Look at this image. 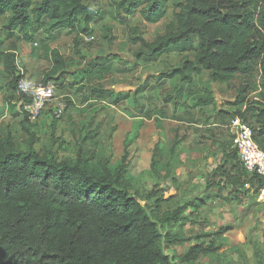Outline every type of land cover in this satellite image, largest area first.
Returning a JSON list of instances; mask_svg holds the SVG:
<instances>
[{"label": "rangeland", "instance_id": "374dc122", "mask_svg": "<svg viewBox=\"0 0 264 264\" xmlns=\"http://www.w3.org/2000/svg\"><path fill=\"white\" fill-rule=\"evenodd\" d=\"M119 1L85 0L94 17L86 35L68 29L49 34L34 27L27 40L18 31L0 30V51L16 54L19 73L32 85L49 75L52 51L64 58V73L47 81L56 87V101L32 124L36 149L53 145L59 159H73L80 148L109 158L111 166L126 154L124 179L130 194L157 224L161 226L163 214L176 210L186 218L160 228L164 236L187 239L163 246L175 264H182L194 245L208 251L190 264H258L259 258L264 263V202L251 189L229 127L241 115L263 149L264 131L256 118L264 65L230 84L209 82L199 68L190 82L170 78L185 60H193L197 40L158 58L137 40L150 43L174 32L175 6L182 0H169L165 18L156 25L145 23L138 12L118 14ZM10 82L0 61V141L10 135L21 149L27 139L24 111ZM57 104L66 109L55 120ZM225 160L226 175L221 176L217 170ZM221 228L227 230L214 235Z\"/></svg>", "mask_w": 264, "mask_h": 264}, {"label": "trees", "instance_id": "16d2710c", "mask_svg": "<svg viewBox=\"0 0 264 264\" xmlns=\"http://www.w3.org/2000/svg\"><path fill=\"white\" fill-rule=\"evenodd\" d=\"M168 1L120 0L116 11L125 16L138 12L145 23L156 25L165 18ZM175 9L174 32L150 43L137 40L155 58L197 40L193 60H185L170 78L190 82L199 68L208 73L209 82L230 84L237 76L249 75L257 64L264 65V0H182ZM93 21L85 0H0V30L18 31L27 40L34 27L49 34L68 29L86 35ZM50 55L52 69L43 83L64 73V58L57 51ZM0 61L10 87L17 91L23 76L16 54L0 51ZM261 89L256 121L264 131V68ZM32 124L24 114L23 148L10 135L0 141V264H175L163 246L181 245L187 239L164 236L160 228L186 218L176 210L163 214L161 226L157 224L130 194L124 179L126 154L115 166L109 158L80 148L75 158L59 159L53 145L36 149ZM254 140L258 144L255 132ZM226 162L217 170L221 176L226 175ZM249 184L257 194L263 182L253 177ZM207 251L194 245L181 263L190 264ZM258 264H264L260 258Z\"/></svg>", "mask_w": 264, "mask_h": 264}, {"label": "built area", "instance_id": "2783aa9c", "mask_svg": "<svg viewBox=\"0 0 264 264\" xmlns=\"http://www.w3.org/2000/svg\"><path fill=\"white\" fill-rule=\"evenodd\" d=\"M16 88L24 114L31 123L39 118L48 105L56 101V87L52 82L32 85L21 77ZM65 109V104L55 105L52 112L53 119H60ZM229 127L234 131V149L243 170L250 178L255 177L263 182L256 195L261 202H264V152L255 142L251 126L239 116L230 120Z\"/></svg>", "mask_w": 264, "mask_h": 264}]
</instances>
